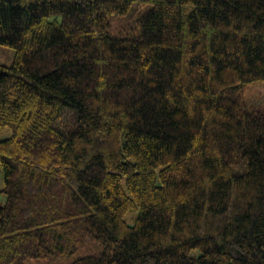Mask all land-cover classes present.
<instances>
[{
  "label": "trees",
  "instance_id": "1",
  "mask_svg": "<svg viewBox=\"0 0 264 264\" xmlns=\"http://www.w3.org/2000/svg\"><path fill=\"white\" fill-rule=\"evenodd\" d=\"M0 264H264V0H0Z\"/></svg>",
  "mask_w": 264,
  "mask_h": 264
},
{
  "label": "rangeland",
  "instance_id": "2",
  "mask_svg": "<svg viewBox=\"0 0 264 264\" xmlns=\"http://www.w3.org/2000/svg\"><path fill=\"white\" fill-rule=\"evenodd\" d=\"M15 57V50L0 45V63L5 65H10ZM264 95V83L256 84L247 89L246 97L248 98L249 103L259 104L262 101ZM11 135V131L7 128H0V139L7 138ZM4 187V174L0 164V190ZM6 202V197L3 194H0V205H4Z\"/></svg>",
  "mask_w": 264,
  "mask_h": 264
}]
</instances>
